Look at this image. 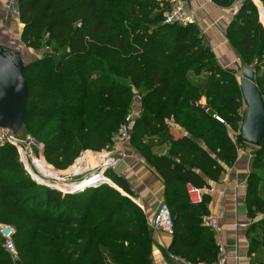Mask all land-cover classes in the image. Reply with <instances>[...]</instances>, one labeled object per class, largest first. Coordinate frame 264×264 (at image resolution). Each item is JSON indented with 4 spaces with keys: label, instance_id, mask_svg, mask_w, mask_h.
I'll return each instance as SVG.
<instances>
[{
    "label": "trees",
    "instance_id": "trees-1",
    "mask_svg": "<svg viewBox=\"0 0 264 264\" xmlns=\"http://www.w3.org/2000/svg\"><path fill=\"white\" fill-rule=\"evenodd\" d=\"M237 1L212 4L228 9ZM256 4L264 9V0ZM17 17L26 48L50 49L23 72L28 88L23 128L42 146L46 162L62 171L81 152L108 151L138 98L140 113L130 144L162 177L164 203L173 217L169 253L188 264L215 262L213 231L203 223L209 197L192 205L185 188L219 182L234 164L245 144L239 135L245 105L235 74L217 63L198 26L163 24V11L154 0H17ZM260 17L264 25V13ZM262 24L254 2L242 0L225 38L240 65L255 72L264 105ZM170 124L186 134L174 138ZM165 143V155L151 153ZM252 156L245 182L249 256L264 250V139ZM107 174L124 194L90 187L64 196L58 214L51 203L54 190L34 189L39 185L25 174L15 148H0V223L15 226L13 243L16 236L27 238L18 253L23 256L40 239L48 249L46 264H84L69 263L66 251L74 248L70 254L86 253L90 259L98 238L118 232L117 245L109 242L116 264H152V230L128 197L127 181ZM5 254L0 251V264H10ZM22 264L39 263L31 251Z\"/></svg>",
    "mask_w": 264,
    "mask_h": 264
},
{
    "label": "crops",
    "instance_id": "crops-1",
    "mask_svg": "<svg viewBox=\"0 0 264 264\" xmlns=\"http://www.w3.org/2000/svg\"><path fill=\"white\" fill-rule=\"evenodd\" d=\"M188 5L189 8L196 11V25H198L199 17H205L206 15L209 17L205 18V21L208 20L207 25L208 23L211 25L208 32L205 34V38L210 47L212 48V45H217L215 41L222 43V33L238 7L234 11L231 9L233 6L228 9H222L214 4H205L203 0H188ZM229 9L232 10L231 13H225ZM14 16L13 18L18 25V36L20 37L21 25L17 14ZM7 17L8 12L4 1V3L0 5V35L3 34L4 25H7ZM228 52V55L235 56V54L231 53L229 50ZM228 55L226 58L231 60V57ZM235 61L236 64L237 58ZM218 64L226 69L222 62ZM133 105L135 107L134 111L136 112V117H138L140 113V100H136ZM169 128L174 138H179L186 134L182 128L176 125L170 124ZM111 148L108 151H112L113 149ZM167 149L168 145L165 143L152 147L151 153L161 156L166 154ZM105 151L107 150H104V152ZM121 153H124L125 157L117 167V171L121 172L125 166L130 168V175L122 177L127 181L131 191V196L128 197L142 210L149 227L160 203L165 200L162 177L152 168L150 163L131 146L130 142L123 144L119 151L113 152V154ZM252 161V151L241 146L238 149L234 164L230 168H225V172L220 181L208 182L205 188L207 190L206 196L209 197V203L207 204L208 216H213L218 221V227L213 231L214 243L216 247L220 246L223 249L226 264H258L264 262V250L262 249H259L251 256L248 255L249 239L247 236V228L251 222L246 216L245 182L251 171ZM118 190L122 192L120 189ZM171 242L172 233L152 231V264H188L181 258H177L178 261H175L170 257L172 256V254L169 253Z\"/></svg>",
    "mask_w": 264,
    "mask_h": 264
},
{
    "label": "built area",
    "instance_id": "built-area-1",
    "mask_svg": "<svg viewBox=\"0 0 264 264\" xmlns=\"http://www.w3.org/2000/svg\"><path fill=\"white\" fill-rule=\"evenodd\" d=\"M8 13L17 14V0H4ZM154 2L163 11V24L180 25L197 24L196 11L189 8L188 0H154ZM205 4H212V0H203ZM215 121L226 125L225 121L218 115H213ZM134 123V117L128 113L123 122L119 125L115 133L112 151H103L100 153H92L90 151L81 152L73 164L64 171L56 170L48 164L42 155V146L33 138H27L25 141L19 140L17 136H12L9 130L0 128V148L10 145L15 148L19 162L27 176H29L37 185L50 188L63 195H70L81 192L85 189L92 188L100 183L111 185L112 181L107 178V173H113L118 177H127L131 170L125 166L121 172L117 171V167L124 159V153L113 154L119 151L123 144L130 142L131 129ZM103 153V154H102ZM90 156L95 166L90 167ZM59 172L64 174L58 175ZM81 183L86 185L80 187ZM62 186L64 189L59 188ZM186 195L190 204H202L204 197L207 195L205 188H198L193 185H186ZM204 225L211 231H215L218 227V221L213 216H207L203 221ZM154 232L172 233L173 217L169 207L164 203H160L152 222L149 225ZM13 230L8 225L0 226V237L3 240V246L8 252L14 250ZM218 248V257L215 262L208 264H226V258L223 249ZM175 261L177 258L170 256Z\"/></svg>",
    "mask_w": 264,
    "mask_h": 264
},
{
    "label": "rangeland",
    "instance_id": "rangeland-1",
    "mask_svg": "<svg viewBox=\"0 0 264 264\" xmlns=\"http://www.w3.org/2000/svg\"><path fill=\"white\" fill-rule=\"evenodd\" d=\"M241 1L242 0H238L233 5V7L231 9L234 11L237 7H239V3ZM252 1H254V4L256 5V7H259L256 4V1H258V0H252ZM2 3H4V0H0V5ZM232 10L229 9L225 13L229 14V13H231ZM13 17H15V16H14V14L12 12L8 13V17H7L8 20L6 21L7 25H4L3 34L0 35V44L6 46L8 48H11V49L19 51L21 53L23 61H24V63L26 65H28V64H30L32 62H35L36 60L40 59L44 55L49 54L50 53V49L42 48V49H40L38 51H33L32 49L26 48L19 41L18 25H17V22H15ZM205 18H209V17L207 15L205 17L204 16L199 17L198 25H197L198 28L201 31L202 36L204 38L206 36L205 34L208 32L209 27L211 26V25H209V23L207 25L208 20L206 19L207 21H205ZM259 20L261 21V17L260 16H259ZM209 22H211V21H209ZM261 24H262V22H261ZM263 27H264V25H263ZM222 37H223V42L222 43H218L217 41H215L217 43V45H212V48L211 47L210 48H211L212 52L215 54V58L217 59L216 60L217 63L220 62V64H221V62H222V64L225 66V68L227 70H231L235 74L237 80L239 81V79L241 78L240 62H239L238 57L235 54V52L231 50V48L229 47V45H228V43L226 41L225 30L222 33ZM205 40H206V38H205ZM207 44L209 45L208 42H207ZM228 50L231 53H234L235 56L233 57L231 55H228V53H229ZM227 55L229 57H231V60H228V58H226ZM236 58H237V63L235 64V62H236L235 59ZM136 100H138V99L136 98L134 100V103L136 102ZM201 104L202 105L205 104L204 98H202ZM134 108L135 107L133 105V107H132V109H131V111L129 113L134 117V122H135V120H136L135 118H137V117H136V112L134 111ZM241 111L242 110H239L240 113H241ZM27 135H29L31 137H34L33 135L28 134L27 131L23 128L16 136H17V138L19 140L25 141ZM235 135H236V133L232 132V137L233 138H234ZM242 147H246L247 149H250L252 151V153H253V151H255V148L251 147L249 145H245L244 144ZM90 154H92V153L90 152ZM94 166H95V164L92 161V157L90 156V167H94ZM62 171H64V170H62ZM111 174H113V173H111ZM106 176L110 177L109 174H107ZM102 187L112 188V189H115V190L119 191L118 188L113 183L111 185H107L105 183H100L98 185L93 186L92 188H102ZM34 189H41V186L40 187L38 186L37 188H34ZM33 190H31V191H33ZM64 196H66V195H63V194L58 193L56 191H52L51 203H52V206L54 208H56V213H58V214H59V211L61 210V202H62V199H63ZM20 217L22 218V216H20ZM1 225L10 226L14 233H16V231H17L15 226L10 224V223H0V226ZM43 231H44V229L41 228V232H43ZM117 235H118V232H114L113 234H111V238H109V239L98 238L95 241V243H93V248L90 251V259H88V255L86 253L83 254V255L81 254V252L77 253L76 255L70 254L71 251H73L74 248L67 250L66 251L67 252L66 255H67V259H68L69 263H77L78 260H79V261H82L84 264H91L92 259H96L98 264H116L115 260L110 256V250H111L112 246L109 247V242H111L113 246H116L117 242H115V239H116ZM29 236H30L31 240H34L35 237H36L32 233H30ZM39 237H40V235H39ZM39 237L37 239H39ZM25 239H27V238L24 237V236H23V240H18V236L14 237V250L12 252H8L4 248V246H3L4 243H3V241H2V239L0 237V251L2 253H6L5 255L9 259L10 264H22V260H26L27 257L30 255L31 251L34 252L36 261L39 264H46L47 263L48 249H47V247H45L44 245H42L39 242L40 239L38 240V243L36 244V247L32 248V249L28 248L29 250L23 256L18 253L20 251V249L22 247H24ZM60 242L61 241L58 240V244H60ZM83 243L84 242H82L81 245H83ZM58 244H57V242H56V244L53 243V244H51V247L55 246V245L58 246ZM62 247L63 248L65 247L64 243L62 244Z\"/></svg>",
    "mask_w": 264,
    "mask_h": 264
},
{
    "label": "water",
    "instance_id": "water-1",
    "mask_svg": "<svg viewBox=\"0 0 264 264\" xmlns=\"http://www.w3.org/2000/svg\"><path fill=\"white\" fill-rule=\"evenodd\" d=\"M257 8L259 16L261 12L264 13L261 4ZM26 66L19 51L0 44V128L9 130L12 136L24 127L28 99L27 83L23 76ZM240 67L238 83L245 109L239 135L246 145L260 148L264 139L263 100L255 83V72L246 66Z\"/></svg>",
    "mask_w": 264,
    "mask_h": 264
},
{
    "label": "bare ground",
    "instance_id": "bare-ground-1",
    "mask_svg": "<svg viewBox=\"0 0 264 264\" xmlns=\"http://www.w3.org/2000/svg\"><path fill=\"white\" fill-rule=\"evenodd\" d=\"M262 13H263V12H262ZM85 185H86L85 183H81L80 186H79V188H80V187H83V186H85ZM59 188L64 189L62 186H59Z\"/></svg>",
    "mask_w": 264,
    "mask_h": 264
}]
</instances>
